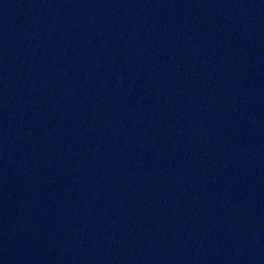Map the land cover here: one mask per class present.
I'll return each mask as SVG.
<instances>
[{
  "label": "water",
  "instance_id": "water-1",
  "mask_svg": "<svg viewBox=\"0 0 264 264\" xmlns=\"http://www.w3.org/2000/svg\"><path fill=\"white\" fill-rule=\"evenodd\" d=\"M0 264H264V0H0Z\"/></svg>",
  "mask_w": 264,
  "mask_h": 264
}]
</instances>
